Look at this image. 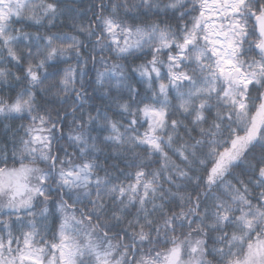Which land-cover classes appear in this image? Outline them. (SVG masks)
Instances as JSON below:
<instances>
[{
    "label": "snow or ice",
    "instance_id": "obj_1",
    "mask_svg": "<svg viewBox=\"0 0 264 264\" xmlns=\"http://www.w3.org/2000/svg\"><path fill=\"white\" fill-rule=\"evenodd\" d=\"M69 10L0 0V264H264V0H95L94 79Z\"/></svg>",
    "mask_w": 264,
    "mask_h": 264
},
{
    "label": "trees",
    "instance_id": "obj_2",
    "mask_svg": "<svg viewBox=\"0 0 264 264\" xmlns=\"http://www.w3.org/2000/svg\"><path fill=\"white\" fill-rule=\"evenodd\" d=\"M94 2H95V0H64L65 8L66 9H73V10L66 11L65 14L56 21V26L51 29V31H53V32H65V33H69L71 35H76L79 37L80 40H82L86 45H88L87 48H82L81 51H82L83 56L89 58V62L87 65V71L89 73V76L92 79L95 78V69L93 68L91 58H90V49H91L92 45L88 41L86 36L83 33L79 32L78 29L76 27H74V25H81V24L84 26L88 25L89 20L92 19V13L87 11V9ZM130 2H132V0H130ZM122 11L123 10H121V12ZM152 19L159 22L160 20L165 19V17H163V16H152ZM171 23L175 24L176 21L172 20ZM16 26L19 27L20 25H16ZM26 30L33 32V33L39 31L41 34H44L48 31V28L46 25L44 27L37 26V25H26ZM105 55H110V54L106 52ZM97 58H98V56H97ZM150 58H151L150 56H148L146 58L141 57L140 59L136 60L135 63H137V64L142 63L144 61V59H150ZM109 62L110 63H114V62L125 63L124 61H115L114 59H110ZM69 63L72 64L73 66H75L76 65L75 58H72L69 61ZM67 66H68L67 64L61 65L62 68L67 67ZM95 67L97 69L103 71V67L101 65L97 64ZM12 71L16 72L17 69L12 68ZM88 93H89V95H93L92 89L90 87L88 88ZM8 94L9 93L7 92V90L3 89L2 86H0V95L7 96ZM13 95H14V93H13ZM49 99H52L55 101L54 103L49 105V108L52 111L53 116H55V111H57V110L60 111L61 116L64 115L65 109H67L68 112L71 113V107H69V105L71 104V100L69 101V105H61L58 100H55V97H49ZM106 103H107V101L102 100L98 93L95 94L94 98L92 100H89L88 103H86L84 105V113H83L84 119L87 120V113L88 112H91L93 115H95V108L96 107H103L104 104H106ZM80 114L81 113L78 112L76 115L79 116ZM113 118L114 119H120L118 116H114ZM71 122H72V116L69 115L67 120L64 123L63 128L61 129L65 133V139L59 141V144L55 145L54 149L63 146L65 148H68L69 152L73 151V149L71 147H69V142L67 140V134L69 131L68 125H70ZM22 123L24 125H27L30 123V121L27 118L24 120L9 119L7 121H4L3 118H0V147H4L5 145H7L9 154L12 151L13 144L11 142V133L9 132L7 135L5 134L4 125L7 124L12 129H16V128H19L20 124H22ZM58 127H60V126L58 125ZM141 131H143V129H141ZM20 134L23 135V132L21 131ZM96 134H97L96 132L92 133V135H96ZM17 147H19L18 144H17ZM101 163H103V156H101ZM108 163L109 164L119 163V161L109 160ZM120 167H124V165L120 164ZM153 167H156V165H153Z\"/></svg>",
    "mask_w": 264,
    "mask_h": 264
}]
</instances>
